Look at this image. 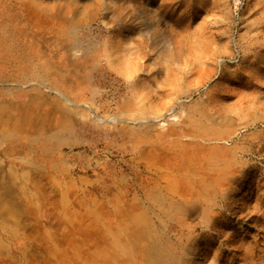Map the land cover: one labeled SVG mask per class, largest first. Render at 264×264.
Segmentation results:
<instances>
[{
  "label": "rangeland",
  "instance_id": "1",
  "mask_svg": "<svg viewBox=\"0 0 264 264\" xmlns=\"http://www.w3.org/2000/svg\"><path fill=\"white\" fill-rule=\"evenodd\" d=\"M12 1L0 211L65 241L18 263L264 264V0Z\"/></svg>",
  "mask_w": 264,
  "mask_h": 264
},
{
  "label": "crops",
  "instance_id": "2",
  "mask_svg": "<svg viewBox=\"0 0 264 264\" xmlns=\"http://www.w3.org/2000/svg\"><path fill=\"white\" fill-rule=\"evenodd\" d=\"M3 2L13 1L3 0ZM33 215L28 213L25 216L28 219L25 221L22 219L21 222L14 224L12 210L0 211V228H4L7 233L4 238L0 237V264H19L18 261L22 258L30 259V254L34 251L50 254L49 251L44 250L46 244H52L56 247L57 243H65L62 241L64 237L56 235L52 224L46 226L39 219H34ZM14 234L16 236H13ZM52 234H55V242L51 241ZM14 243H22L24 246L22 249H14Z\"/></svg>",
  "mask_w": 264,
  "mask_h": 264
},
{
  "label": "bare ground",
  "instance_id": "3",
  "mask_svg": "<svg viewBox=\"0 0 264 264\" xmlns=\"http://www.w3.org/2000/svg\"><path fill=\"white\" fill-rule=\"evenodd\" d=\"M110 49L111 50H109V58L111 59V58H114V60H115V62H116V65L117 64H119V66L121 67H123V61H121V54H122V47H121V44L118 42V43H114L113 42V40L111 39L110 40ZM149 154V153H148ZM152 252V251H151ZM151 254V253H150ZM153 254L155 255H151V257H152V259H153V261H157L158 260V258H160V256L157 254V252H156V250H153ZM92 256V255H91ZM91 259V258H90Z\"/></svg>",
  "mask_w": 264,
  "mask_h": 264
}]
</instances>
